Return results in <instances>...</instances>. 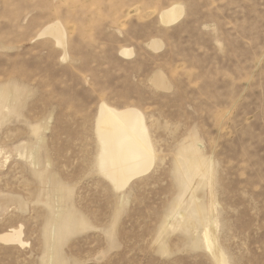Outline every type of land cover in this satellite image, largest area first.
I'll use <instances>...</instances> for the list:
<instances>
[{"label":"rangeland","instance_id":"374dc122","mask_svg":"<svg viewBox=\"0 0 264 264\" xmlns=\"http://www.w3.org/2000/svg\"><path fill=\"white\" fill-rule=\"evenodd\" d=\"M172 3L183 16L166 26L159 11ZM55 19L65 60L38 36ZM0 83L21 94L0 118V233L21 227L24 241L0 240V264H46L45 227L66 203L85 223L60 242L65 264H214L179 226L156 231L192 138L213 172L195 179V201L213 206L227 264H264V0H0ZM101 101L141 109L159 158L122 192L94 164ZM180 210L168 221L187 219Z\"/></svg>","mask_w":264,"mask_h":264},{"label":"bare ground","instance_id":"6f19581e","mask_svg":"<svg viewBox=\"0 0 264 264\" xmlns=\"http://www.w3.org/2000/svg\"><path fill=\"white\" fill-rule=\"evenodd\" d=\"M183 12V6L180 3H172L159 11V21L166 26L173 25L181 19ZM38 36L51 37L54 43L61 47L63 51L61 59L65 60L67 58V32L59 19L46 24L39 31ZM149 46L152 49L158 50L162 46V43L158 39H152L149 42ZM121 53L123 56L129 57L133 51L129 48H122ZM152 81L158 88L165 90L170 88L166 77L160 71H157L153 75ZM4 86L0 88V118H4V103L12 101V99L15 101L21 95L19 93L20 90H17L18 88L15 89L14 87L11 89ZM11 101L10 103H12ZM147 122L144 112L136 106L126 105L116 107L105 101H101L98 105L93 127L97 144L94 164L97 172L116 191H124L134 179L146 175L159 159ZM35 127H33L32 131H39ZM192 139L189 144L182 145L176 154L174 178L178 184L180 193L174 197L175 199L169 207V214L160 219L161 221H159L160 223L156 231L158 237H161L167 232L168 228L175 225L179 226L183 229L189 246L206 250L207 253L212 255L214 264H227L224 250L218 243L217 237L212 230L213 226L217 227L216 220L211 217L213 206L198 205L195 201V179H197L198 183L204 184L205 179H212L213 172L210 162L201 154L198 149L199 147L195 144L194 138ZM1 151L0 149V154ZM30 155H35L34 151H31ZM206 184H210V182H206ZM64 188L63 185H60L55 189L60 193L56 192L60 198L66 200L67 190ZM186 194L189 195V200L184 202ZM66 204L65 208H67ZM65 208L57 214L52 213L45 227L46 250L44 258L50 264H65L59 252L60 242L67 235L80 229L79 227L85 223L80 214ZM181 208L182 211L184 209V211L189 213L187 219L184 218L182 221L176 219L172 223L168 221L170 216L171 218H175L176 216L182 218ZM21 235V227H14L0 233V240L6 243L23 245L24 241ZM164 240L162 241L164 242Z\"/></svg>","mask_w":264,"mask_h":264}]
</instances>
